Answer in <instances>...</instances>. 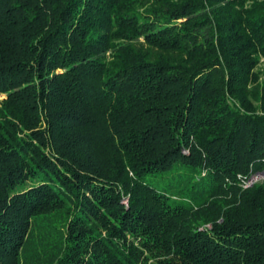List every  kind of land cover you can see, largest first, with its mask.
Returning <instances> with one entry per match:
<instances>
[{
	"label": "trees",
	"instance_id": "1",
	"mask_svg": "<svg viewBox=\"0 0 264 264\" xmlns=\"http://www.w3.org/2000/svg\"><path fill=\"white\" fill-rule=\"evenodd\" d=\"M261 60L264 0H0V264H264Z\"/></svg>",
	"mask_w": 264,
	"mask_h": 264
},
{
	"label": "built area",
	"instance_id": "2",
	"mask_svg": "<svg viewBox=\"0 0 264 264\" xmlns=\"http://www.w3.org/2000/svg\"><path fill=\"white\" fill-rule=\"evenodd\" d=\"M257 182H264V171L256 172L249 176L247 179L243 180L242 186L244 188L249 187Z\"/></svg>",
	"mask_w": 264,
	"mask_h": 264
},
{
	"label": "rangeland",
	"instance_id": "3",
	"mask_svg": "<svg viewBox=\"0 0 264 264\" xmlns=\"http://www.w3.org/2000/svg\"><path fill=\"white\" fill-rule=\"evenodd\" d=\"M261 67H263L264 66V60H261V65H260ZM0 97H2V95L0 96ZM125 201V200H124ZM148 264H152L151 262H149Z\"/></svg>",
	"mask_w": 264,
	"mask_h": 264
}]
</instances>
